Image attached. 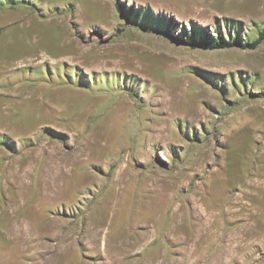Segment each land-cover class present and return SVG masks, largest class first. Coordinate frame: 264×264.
<instances>
[{
  "label": "rangeland",
  "instance_id": "374dc122",
  "mask_svg": "<svg viewBox=\"0 0 264 264\" xmlns=\"http://www.w3.org/2000/svg\"><path fill=\"white\" fill-rule=\"evenodd\" d=\"M215 27L264 0L0 5V264H264V39L169 38Z\"/></svg>",
  "mask_w": 264,
  "mask_h": 264
},
{
  "label": "trees",
  "instance_id": "16d2710c",
  "mask_svg": "<svg viewBox=\"0 0 264 264\" xmlns=\"http://www.w3.org/2000/svg\"><path fill=\"white\" fill-rule=\"evenodd\" d=\"M10 1V0H8ZM7 4V0H0L1 4ZM120 10V8H119ZM215 36L205 31L198 35L194 30L189 32L183 38H178L175 36H169L170 40L175 43L187 45L191 48H200V49H210V48H227L237 45H243V47H255V45L261 42L264 39V28L258 33L256 40L251 44H242L240 39L237 36L228 35L225 38L220 31L219 27H215Z\"/></svg>",
  "mask_w": 264,
  "mask_h": 264
},
{
  "label": "bare ground",
  "instance_id": "6f19581e",
  "mask_svg": "<svg viewBox=\"0 0 264 264\" xmlns=\"http://www.w3.org/2000/svg\"><path fill=\"white\" fill-rule=\"evenodd\" d=\"M165 100V99H164ZM201 111H199L198 113H200ZM202 113V112H201ZM202 115V114H201ZM148 138L149 139H151V138H153V136H152V134H148ZM123 164V163H122ZM123 166V165H122ZM122 171H123V169L121 168L120 170H119V173H122ZM121 178V177H120ZM264 183V182H263ZM24 227V226H23ZM20 228V227H19ZM28 230V229H27ZM18 231V230H17ZM19 233V232H18ZM54 252V251H53ZM44 261V260H43ZM47 262H49V260L47 261ZM45 264H47V263H45Z\"/></svg>",
  "mask_w": 264,
  "mask_h": 264
}]
</instances>
